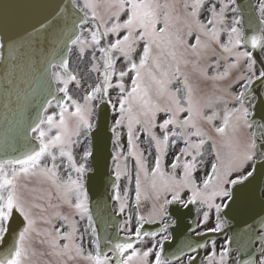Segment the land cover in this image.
<instances>
[{
    "label": "snow or ice",
    "instance_id": "1",
    "mask_svg": "<svg viewBox=\"0 0 264 264\" xmlns=\"http://www.w3.org/2000/svg\"><path fill=\"white\" fill-rule=\"evenodd\" d=\"M0 82V264H264V0L3 3Z\"/></svg>",
    "mask_w": 264,
    "mask_h": 264
},
{
    "label": "water",
    "instance_id": "2",
    "mask_svg": "<svg viewBox=\"0 0 264 264\" xmlns=\"http://www.w3.org/2000/svg\"><path fill=\"white\" fill-rule=\"evenodd\" d=\"M29 0H0V4L3 3H16V4H25L28 3ZM251 4H253L252 0H250ZM11 88H9L6 84L0 82V146H3V142L5 139V135L9 133V129L12 125L13 117L10 111L5 107V103L7 98L11 95ZM257 121L260 118V111L257 109L256 112ZM259 211V207H253L247 209L246 212L241 213L237 217V223H242L244 220L249 219L255 212ZM147 229H152L151 227L147 226ZM215 237L214 234H210V238Z\"/></svg>",
    "mask_w": 264,
    "mask_h": 264
},
{
    "label": "flooded vegetation",
    "instance_id": "3",
    "mask_svg": "<svg viewBox=\"0 0 264 264\" xmlns=\"http://www.w3.org/2000/svg\"><path fill=\"white\" fill-rule=\"evenodd\" d=\"M254 3L256 4V3H257V0H254ZM182 211H183V210H182ZM188 222H189V221L187 220V223H188ZM188 231H189V234H193V233H191V230H190V229H189ZM193 235H194V234H193ZM223 238H224V237L221 236V237H220V240L222 241ZM215 239H216V238H215Z\"/></svg>",
    "mask_w": 264,
    "mask_h": 264
}]
</instances>
